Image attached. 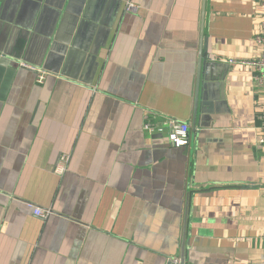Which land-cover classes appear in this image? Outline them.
Returning <instances> with one entry per match:
<instances>
[{"label": "crops", "instance_id": "1", "mask_svg": "<svg viewBox=\"0 0 264 264\" xmlns=\"http://www.w3.org/2000/svg\"><path fill=\"white\" fill-rule=\"evenodd\" d=\"M263 24L258 0H0V264H264V90L230 63Z\"/></svg>", "mask_w": 264, "mask_h": 264}, {"label": "built area", "instance_id": "2", "mask_svg": "<svg viewBox=\"0 0 264 264\" xmlns=\"http://www.w3.org/2000/svg\"><path fill=\"white\" fill-rule=\"evenodd\" d=\"M260 5L264 7V0H258ZM126 11H132V5H126ZM255 42L259 49V55L257 58L251 61H230L232 64H241L248 65L253 72V81L255 85L264 90V24L262 25L261 31L256 35ZM21 67L29 69L30 67L21 64ZM34 71L33 69H31ZM37 75L38 83H42L44 80V74L39 72ZM258 119L262 121V125L260 126V133L257 138V145H264V109L259 113ZM143 130L146 131L150 135L154 134H166L167 142L169 145L173 147H182L188 143V125L184 122H178L172 119H165L161 122H153L150 117L143 124ZM56 173L60 171L55 170ZM51 212L49 210H43L38 207L33 208V215L42 220L46 219Z\"/></svg>", "mask_w": 264, "mask_h": 264}, {"label": "water", "instance_id": "3", "mask_svg": "<svg viewBox=\"0 0 264 264\" xmlns=\"http://www.w3.org/2000/svg\"><path fill=\"white\" fill-rule=\"evenodd\" d=\"M202 105H203V107H202V114L206 115L207 118H210L209 116L212 115V113H213L209 109L211 107L210 104L209 103H203ZM209 121H210V119H209ZM183 263H184V261L182 259L179 264H183Z\"/></svg>", "mask_w": 264, "mask_h": 264}]
</instances>
